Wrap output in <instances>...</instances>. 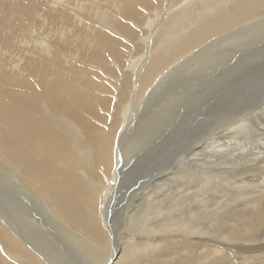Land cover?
Segmentation results:
<instances>
[{"label": "bare ground", "instance_id": "bare-ground-1", "mask_svg": "<svg viewBox=\"0 0 264 264\" xmlns=\"http://www.w3.org/2000/svg\"><path fill=\"white\" fill-rule=\"evenodd\" d=\"M263 20L264 0H0V159L17 182L15 190L2 188L0 200L20 213L13 225L0 212V264H97L90 256L104 264H264V134L248 132L252 115L231 120L235 138L220 149L212 143L201 155L165 156L164 175L148 183L121 181L115 148L122 111H135L130 103L166 89L177 65L193 52L200 62L210 42L231 32L240 33L230 38L236 44L248 32L259 37L264 31L252 24ZM37 34L40 55L16 44ZM13 52L22 58L12 66L5 60ZM103 175L113 181L102 214ZM214 178L227 181L221 197ZM125 196L126 234L103 229L112 202Z\"/></svg>", "mask_w": 264, "mask_h": 264}, {"label": "rangeland", "instance_id": "rangeland-1", "mask_svg": "<svg viewBox=\"0 0 264 264\" xmlns=\"http://www.w3.org/2000/svg\"><path fill=\"white\" fill-rule=\"evenodd\" d=\"M259 17H258V21L259 19H262L261 16ZM257 23L258 22H255V24H252V29L254 28L257 29V32L259 31V33L263 32L264 31V28H263L264 20L262 21V23H260L261 26L260 24L257 25ZM31 34L32 33H30V35ZM237 34H240V33H237ZM250 34L251 33L248 32L244 36V38L241 36L242 39L241 37L237 39V40H244L243 43H241L240 41L238 44L235 43L234 39H230L231 36H235L234 34H232V32H231V35L227 38L228 40L225 39V41L222 40L218 42L213 40L215 43L210 42L207 46L205 45L206 48L209 47L208 54L207 55L202 54L201 56L200 54L198 55L200 56V58H198L200 62L197 63L196 52H193L188 56V58L184 62H182V64L177 65V67L179 68H176V71H177V73H175L176 76L172 77V75H170L166 80L167 82L164 84L166 89L160 90V92L158 90L155 91L153 95L150 97L149 101L142 100L139 104L130 103V105L128 103L130 108L131 106L133 108L135 106V111L132 115L133 117L132 116L128 117L127 112L125 110L122 111L123 112L122 115L123 114L125 115L123 116L122 122H120V124L121 123L122 124H121V128H119L120 131L117 135L116 142H115V148L117 147L116 150L120 154V158H122L121 165L124 164V166H122L121 168L123 170H120L121 172L119 171V174L121 176V181L130 184L133 182H137V181L141 182L144 180H148L146 181V183H148L150 182V180L153 181L155 179H158L160 175H164V173H159L161 172V168L164 166L163 165L160 168L159 166L160 162L162 160L164 161L165 156L169 157L171 156V154L172 155L176 153L182 154V155L184 154V156H188V157L192 156L193 154L201 155V152L204 150V147H205V150L207 148L209 150L213 149L210 146V144L212 146L214 144L213 146L214 148L220 149L217 146L223 145L226 142L225 140H227V138H230V139L235 138L232 135L236 134L235 126L237 125H235L233 122L237 119H234V118H237L238 116H241V115H244L245 118L247 117V115L253 116V119H251L252 121H250V124H248V127H247L249 133H252V134L263 133L264 134V130H263L264 129V109H263L264 108V32L259 37L251 36ZM38 35L39 34L32 35V38L33 37L34 38L28 39L29 41L26 39L28 38L27 36L25 37V39L24 37H21L19 38L21 40L19 41L17 40L16 44L19 47L25 46L26 48H28L30 51L29 52L30 55L37 54V51H38V55H40L41 49H39L38 47L39 46V44L37 43L38 40L35 39ZM30 40H34V41H32L31 43ZM26 41H28L29 43H27ZM253 41H254V44H253ZM205 49L203 48L201 50H205ZM198 52L200 51L197 50V53ZM227 52H230V53L227 54ZM194 53H195V57L193 55ZM193 57H194V60L196 59L195 63L193 61ZM21 58L22 56L19 52H13L12 58H9V59L7 58L5 61L8 65L13 66V65L18 64L17 62ZM216 61L218 62L216 63ZM221 61L222 62L225 61V62L222 63ZM213 62L216 64H214ZM18 71L20 73H24L20 71L19 67H18ZM165 75H168V74H165ZM252 78H254V80ZM174 79H176L177 81ZM181 88H185V91L183 93L181 91ZM202 95L204 96L202 97ZM172 97L174 99H172ZM125 104L126 103H124L123 106L127 105ZM158 118L160 119L165 118V120L158 121L157 120ZM124 119L127 122H125ZM232 119H234V121L231 122ZM236 123L238 124L237 121ZM145 126L146 128L144 129L143 127ZM213 130L214 131L216 130L214 134H213L214 132ZM150 131L152 132L154 131L153 134L149 135L150 133H152ZM209 134H213L211 135L212 137L211 136L208 137ZM199 135L201 137H204L205 140L196 145L190 144L191 140L196 139ZM152 138H155V139H152ZM262 138H264V136H262ZM149 140H150V143H149ZM252 142H256V141L252 140ZM206 145H209V146L206 147ZM249 146L252 148V146H257V145L255 143H252L251 145L249 144ZM125 161H127L126 162L127 164L124 163ZM0 163H1L0 164L1 167L4 165V169L2 170L1 168L0 173L2 172V174L3 173L5 174V175L3 174L4 176L0 174L1 175L0 180H2L0 182V191H1L0 197L2 198V195L7 194L6 192H3L2 188H4V186L9 189L11 188V190H15L14 187L16 186L15 184L16 174H15L14 169L6 165L4 160L1 161L0 159ZM6 167L8 168V170L6 169ZM116 169H118V167H116ZM4 170L5 171L7 170L9 173L5 172ZM102 173L103 172H101V174ZM150 176L152 177L154 176V178L149 179ZM102 178L104 179L105 183H102V189H101L99 199L101 202L100 206L102 208L100 209V211L103 214L102 210L104 209V205H105L106 192L108 190V187L111 186V183H112L111 181H113V179L112 177H109L106 175H103ZM214 179H211V183L212 185L214 184V186H216V189L219 191V194H214V195L221 197L224 191L220 190V188L222 189L220 185L225 184L227 181L224 179L219 180L220 178H214ZM216 179L218 180V182ZM248 179L251 182H254L251 179V175L250 177H248ZM259 179L264 181V174L263 175L260 174ZM163 182L164 181H161L158 184H161ZM122 188L123 186L121 185L119 187V190H122ZM135 190L137 191L138 189H135ZM127 193L133 194V190L131 191L129 190L127 191ZM125 197L126 198L122 200H118L116 197L115 201L112 202L109 213H110V217L113 223L112 222L108 223V220H107V223H105L106 216L104 215L105 218L102 219V222H100V225L103 229L107 230V228H109L110 230H112L113 227H117L118 231H120L122 234H126L123 224H124L125 216L127 213L126 211L129 210V206L131 204H130V199L127 198V196ZM123 201L125 202L123 203ZM18 206L19 205H16L12 209L5 208V205L0 200V212L2 214L6 213L5 216L7 218H9L11 215L12 216L11 222L13 225H17L18 222L20 221L19 209L17 210ZM47 211L50 212L48 213L49 215H46L47 218H49L48 216H50L52 212L48 209ZM55 222L56 221L53 222V226H55L54 228L57 229V233L59 232V234L62 235L61 226H58V223H55ZM112 231L114 232L115 230H112ZM112 238L113 237H111V243H112ZM45 245H46L45 243H42V246L39 248L45 253H48L51 256H53L54 255L53 248L48 245H46L47 246L46 247ZM71 246L72 244L70 243V247ZM112 246L113 245L110 246V252H114V247L112 248ZM72 247L75 249V251H77V253L79 252V249L76 245ZM119 247L121 248L124 247L123 243H120ZM108 255L110 256V254ZM83 256L84 255H82V257ZM76 257H79V256H76ZM217 258L223 259L224 257L221 256ZM104 259L106 258L96 259L90 256V258H88L87 261L88 262L97 261L96 262L97 264H100V263L104 264L102 262L104 261ZM199 259H200V256H199ZM108 262H109V258L106 264Z\"/></svg>", "mask_w": 264, "mask_h": 264}]
</instances>
